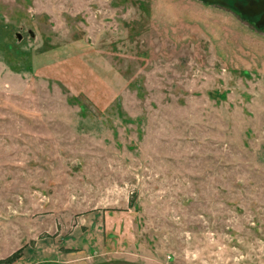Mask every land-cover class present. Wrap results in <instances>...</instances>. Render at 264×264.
<instances>
[{
    "label": "rangeland",
    "instance_id": "rangeland-1",
    "mask_svg": "<svg viewBox=\"0 0 264 264\" xmlns=\"http://www.w3.org/2000/svg\"><path fill=\"white\" fill-rule=\"evenodd\" d=\"M0 264H264V30L0 0Z\"/></svg>",
    "mask_w": 264,
    "mask_h": 264
},
{
    "label": "water",
    "instance_id": "water-1",
    "mask_svg": "<svg viewBox=\"0 0 264 264\" xmlns=\"http://www.w3.org/2000/svg\"><path fill=\"white\" fill-rule=\"evenodd\" d=\"M204 3L207 4H213L217 3L221 6L229 7L233 9L238 15H240L243 19L248 20L250 23H252L253 18H251L250 13L253 11V13H258L256 4L252 3H244L243 0H202ZM261 20H264L261 18ZM255 28L259 29V25L255 24ZM264 30V29H263Z\"/></svg>",
    "mask_w": 264,
    "mask_h": 264
},
{
    "label": "flooded vegetation",
    "instance_id": "flooded-vegetation-1",
    "mask_svg": "<svg viewBox=\"0 0 264 264\" xmlns=\"http://www.w3.org/2000/svg\"><path fill=\"white\" fill-rule=\"evenodd\" d=\"M244 3H252L253 5L256 4L257 6V10L259 11L258 13H253V11L250 13L249 16H251V18H253V22L251 24L254 25L258 24L259 25V29L263 30L264 29V20H261V18H263L264 16V0H243ZM240 16V15H239ZM241 17V16H240ZM242 18V17H241ZM245 21H248L246 19H244ZM249 22V21H248Z\"/></svg>",
    "mask_w": 264,
    "mask_h": 264
},
{
    "label": "trees",
    "instance_id": "trees-1",
    "mask_svg": "<svg viewBox=\"0 0 264 264\" xmlns=\"http://www.w3.org/2000/svg\"><path fill=\"white\" fill-rule=\"evenodd\" d=\"M18 257V255L16 254V253H13L12 255H10V256H8L5 260L7 261V262H11V261H13L15 258H17ZM4 260V261H5Z\"/></svg>",
    "mask_w": 264,
    "mask_h": 264
}]
</instances>
